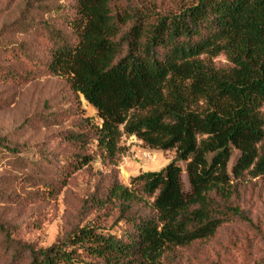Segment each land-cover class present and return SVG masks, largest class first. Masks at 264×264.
Instances as JSON below:
<instances>
[{"label":"trees","instance_id":"trees-1","mask_svg":"<svg viewBox=\"0 0 264 264\" xmlns=\"http://www.w3.org/2000/svg\"><path fill=\"white\" fill-rule=\"evenodd\" d=\"M115 3L75 0L64 22L72 41L54 37L46 71L64 77L100 121H84L78 140L93 139L111 160L122 138L174 151L175 159L92 196L84 208L94 217L47 248L0 225V264H164L175 251L248 221L234 200L246 178L264 179V0ZM220 56L228 66L216 65ZM234 150L240 156L230 175ZM22 152L0 138V153ZM91 162L77 154L67 174ZM66 186L67 177L47 190L55 197ZM134 207L146 214H133Z\"/></svg>","mask_w":264,"mask_h":264},{"label":"rangeland","instance_id":"rangeland-1","mask_svg":"<svg viewBox=\"0 0 264 264\" xmlns=\"http://www.w3.org/2000/svg\"><path fill=\"white\" fill-rule=\"evenodd\" d=\"M74 6L75 0H0V138L23 147L18 157L0 153V225L36 248L62 241L71 229L93 218L84 206L115 181L129 186L140 173L158 172L175 159L174 151L157 152L135 138H122V152L111 160L102 156L93 139L78 140L85 132L84 121H100L64 77L46 71L57 47L54 37L60 34L72 41L64 22ZM215 63L228 66L222 56ZM77 154L92 157V162L69 175L67 161ZM239 156L234 150L230 175ZM178 165L188 193L186 163ZM65 177L67 186L58 189L57 196L48 193L50 184ZM234 201L248 221L236 220L212 240L175 251L164 264H264V179L246 178ZM132 213L146 214L137 207ZM3 240L0 233V244Z\"/></svg>","mask_w":264,"mask_h":264}]
</instances>
